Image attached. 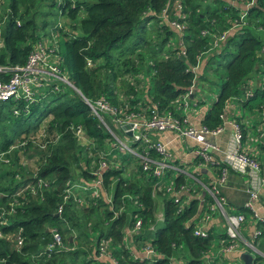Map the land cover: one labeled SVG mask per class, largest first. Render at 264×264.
I'll return each mask as SVG.
<instances>
[{
    "label": "trees",
    "instance_id": "trees-1",
    "mask_svg": "<svg viewBox=\"0 0 264 264\" xmlns=\"http://www.w3.org/2000/svg\"><path fill=\"white\" fill-rule=\"evenodd\" d=\"M175 2L184 17L174 13ZM163 10L181 30L161 17ZM0 19V65L21 67L43 35L53 38L66 80L35 88L32 101L0 102V264H111L108 256L120 264H236L237 253L220 251L228 239L221 216L214 212L220 230L203 219L199 198L213 200L200 184L210 181L202 168L191 177L176 174L182 202H173L136 154L118 148L83 98L104 97L120 112L153 104L170 110L192 85L196 104L214 93L199 120L209 129L221 126L231 99L261 112L264 0H0ZM105 123L130 142L107 116ZM130 146L136 153L143 148ZM226 169L229 184L238 176ZM223 207L247 212L231 201ZM199 223L204 237L193 234ZM251 224L259 233L245 238L264 253V221ZM145 245L152 249L147 257ZM252 264H264V257L253 253Z\"/></svg>",
    "mask_w": 264,
    "mask_h": 264
},
{
    "label": "built area",
    "instance_id": "built-area-1",
    "mask_svg": "<svg viewBox=\"0 0 264 264\" xmlns=\"http://www.w3.org/2000/svg\"><path fill=\"white\" fill-rule=\"evenodd\" d=\"M173 6L176 16L182 17L180 3L175 2ZM243 15L244 14L241 12L240 19L243 18ZM161 17L167 20L170 26H173L177 30L182 29L181 24L176 19H167L165 10H163ZM1 24L2 19H0V27ZM203 33L204 32L202 31V34ZM222 38L223 35H219L213 41L212 47H215L218 44V41ZM54 52V44L46 46L45 42L41 39L28 53L26 60L21 67L9 68L5 65H0V75L9 74L6 79L0 77V102L6 100L15 102L19 99L32 101L35 93L34 89L42 84H45L52 79L66 82L65 77L61 74L55 63L56 57ZM181 54H183V51H181ZM87 64H90V62H87ZM249 93L250 90H247L245 95H248ZM191 94L192 85L189 86L185 93L177 97L170 110H159L158 107L153 104L147 110L140 109L138 110L139 112L130 111L127 113L117 111V109L110 105L104 97L95 98L94 100L83 99L90 108L92 114L96 116L105 128L106 125L103 120H101L100 116H107V118L117 127L119 124L120 130L130 137V142L123 144L120 143L121 140L112 136L116 140L118 148L136 154L140 159L141 169L143 171H151V174L157 179L156 184L158 186L160 178L166 171L170 172L174 170L176 174L183 173L190 177L191 175L170 163V154L167 150V146L164 142L156 139L155 136L157 134L169 133L173 136V139H179L182 141L189 140L195 143L191 152L198 160L193 163V171L199 168L210 170L216 168L214 166L216 162L213 160L212 152H219L220 149L215 143H210L207 140V136L218 135L222 131V124L217 128L209 129L203 124L191 121L187 111L190 110L192 106H197L196 102L191 100ZM180 110H182L183 113L179 114L178 112ZM13 113H16L15 109H13ZM256 113H258V123L256 124L255 136L260 139V143L262 144L264 143V110ZM119 114L122 116H119ZM118 117L124 118L125 124H120L122 120ZM230 127L232 131L231 145L223 151V158L220 161L222 166L217 167V172L215 171V175L209 181L208 186L200 183L204 191L213 198L212 204L205 207L207 211L205 212L203 219H209L211 214L215 211H218L222 216L224 230L228 239L226 244L221 245V252H233L238 249L239 242H243L250 249L252 248L253 251L264 257L263 254L255 250V247H253L254 245L251 242L244 241L241 235L242 225L247 217L251 218V220L254 221V224L264 221V216H260L257 213L256 208L253 206L254 201L257 198L256 191L251 186L246 189V199L242 204L247 210L246 214L242 212L227 211L223 207L225 200L219 193L220 187L225 184L227 167L237 172H243L245 168L248 169L251 177L256 178L264 189V169H262L259 161L248 152V149H246V145L242 140L239 124L233 120L230 122ZM76 133L78 135L80 134L79 129L76 130ZM134 142L143 146L140 153H135L131 148L130 144ZM149 151L154 152V156H150ZM101 165H103V163H101ZM163 189L172 198L173 202H182L179 190H174V184L166 185ZM199 201H203V199L199 198ZM139 224V220H136L134 228H138ZM258 233L259 230L254 226L251 237L254 238ZM193 234L195 236L204 237L206 231L203 225L200 223L197 224L193 229ZM59 243V236L54 233L53 244ZM17 244H19V241H17ZM50 247L51 245H48L46 249L49 250ZM143 251L144 257H147V255L152 252V249L145 245ZM103 253L104 252L101 251V254ZM108 257L111 264H120L116 259L110 256Z\"/></svg>",
    "mask_w": 264,
    "mask_h": 264
},
{
    "label": "crops",
    "instance_id": "crops-1",
    "mask_svg": "<svg viewBox=\"0 0 264 264\" xmlns=\"http://www.w3.org/2000/svg\"><path fill=\"white\" fill-rule=\"evenodd\" d=\"M240 7L242 8L243 6L240 4ZM250 86V83L248 84ZM207 106H204L203 104L201 106H192L190 108V110L187 111L189 119L195 123H199V120L201 118V115L203 114L204 110L206 109ZM235 116L239 117V120L241 124H243V128L244 129V135H245V139L243 140V143H245L246 145V149L248 148V140H249V133H247V127L248 128H252L253 125H255L258 123V113H256V111H252V112H247L243 109H241L239 103H237L236 105L233 104L231 102V100L227 103L226 105V112L225 114L222 116V131L216 135V136H207V140L210 143H215L220 151L216 152L217 155L219 156L220 159L223 158V151H225L227 148L230 147L231 145V135H232V131H231V127H230V122L234 120ZM235 121V120H234ZM255 131V130H254ZM156 139H159L160 141L164 142L167 146V150L170 154V163L174 164L175 166L183 169L185 172L188 166H191L192 168H194L193 165V155H192V148L195 146L194 142H191L189 140L187 141H182L179 139H173V136H171V134L169 133H164V134H157ZM259 148L261 150H263L264 152V143H260L259 144ZM260 165L262 167V169H264V159L262 162H260ZM217 167L210 170V169H201V172L206 174L208 178H211L215 175V171H216ZM234 171V170H233ZM238 178L237 179H232V181H230L229 184H227V177L225 178V184L223 186L220 187V191L219 193L221 194V196H223L225 203L229 201H231L234 204H240L241 206H243V202L246 199V189L251 186L257 193V198L254 201V207L256 208L257 213L260 216H264V189L263 187H261V185L259 184V181L256 178H252L251 174L249 172L248 169H244L243 172H237ZM189 174L193 173V170L191 172H187ZM228 174H226L227 176ZM223 190L224 194H223ZM213 199V198H212ZM201 203L203 202L204 206L207 207L209 205L207 200L204 201H200ZM232 210L235 211V206L231 207ZM217 212L219 215L220 213L218 211ZM240 212V211H238ZM214 215L210 217L209 220V224H212V227L214 229L220 230V227H222V223L220 222V217L217 216L216 213H213ZM221 216V215H220ZM222 218V216H221ZM157 219L161 220V214L160 212L157 214ZM223 220V218H222ZM246 220H248V224L246 225H242V229H241V235H242V239L246 242H250L251 240V235L253 233L254 227L251 224V222L254 224V221L251 220V218L247 217ZM224 223V221H223ZM245 236L250 237V239H246ZM242 245H244L247 250L245 249H237L236 251H233V253H237V255L239 256V254L241 252H247L248 254H250L251 258H253V253H256L255 251L252 250V248L250 249L248 246H246L243 242H239V246L240 247ZM255 247V246H253ZM254 249V248H253ZM255 250L261 254L264 255V253L260 252L259 250H257V248L255 247ZM258 254V253H256ZM259 255V254H258ZM260 256V255H259ZM237 260L239 261L240 264V260L239 258H237Z\"/></svg>",
    "mask_w": 264,
    "mask_h": 264
},
{
    "label": "rangeland",
    "instance_id": "rangeland-1",
    "mask_svg": "<svg viewBox=\"0 0 264 264\" xmlns=\"http://www.w3.org/2000/svg\"><path fill=\"white\" fill-rule=\"evenodd\" d=\"M61 20H63V19H61ZM43 35H41V39L43 40V42H45V44H46V46H48V45H52L53 44V42H54V40H53V38H46V37H43ZM180 55L181 56H183V54H181L180 53ZM136 79H138L139 80V82H140V80H142V77L139 75V76H137V77H135ZM130 79V78H129ZM144 85V82L143 81H141L140 82V86L142 87ZM214 97V93H208L205 97H204V102H203V105L204 106H208L209 105V103H210V101L212 100V98ZM121 100V97H119V101ZM192 100V99H191ZM124 101V100H123ZM121 102V101H120ZM231 102L233 103V104H237L238 102L236 101V100H234V99H231ZM198 104H199V102L197 103V106H198ZM199 105H202V104H199ZM139 112V111H138ZM127 113V112H126ZM179 114H181V113H183V111L182 110H180L179 112H178ZM105 116V115H104ZM119 116H122L121 114H119ZM100 118H101V120H103V122L105 123V117H103V116H100ZM119 119H121L122 120V122L120 123V124H125V120H124V118H120V117H118ZM42 124H44V123H42ZM105 125H106V130L110 133V135L111 136H115L117 139H119V136L117 135V133H116V131H112L109 127H108V125L105 123ZM243 125V124H242ZM124 126V125H123ZM118 127H119V124H118ZM42 128V127H41ZM41 128L39 127V129H38V131H37V135L36 136H38V134H39V132L41 131ZM245 129V128H244ZM247 129V133H249V140H248V152L250 153V154H252L258 161H260V162H262L263 161V159H264V152H263V150H261L260 148H259V144H260V139H258L256 136H255V131H256V127H255V125H253V127L251 128H246ZM255 130V131H254ZM30 137V136H29ZM31 138V137H30ZM120 143H126V141L125 140H121L120 141ZM136 153V152H135ZM3 158V155H0V159H2ZM3 161H5L4 159H3ZM192 167L191 166H188L187 167V169H186V171L187 172H191L192 171ZM175 176H176V172L174 171V170H172V171H170V172H168V171H166L165 172V174L160 178V183H159V185H158V189H162V188H164L166 185H171V184H173L174 183V178H175ZM201 181H205V179L204 180H202L203 178L202 177H200L199 178ZM237 263H239V261L237 260V262H236V264Z\"/></svg>",
    "mask_w": 264,
    "mask_h": 264
},
{
    "label": "water",
    "instance_id": "water-1",
    "mask_svg": "<svg viewBox=\"0 0 264 264\" xmlns=\"http://www.w3.org/2000/svg\"><path fill=\"white\" fill-rule=\"evenodd\" d=\"M127 127V126H125ZM240 264H252V258L247 252H241L239 254Z\"/></svg>",
    "mask_w": 264,
    "mask_h": 264
}]
</instances>
